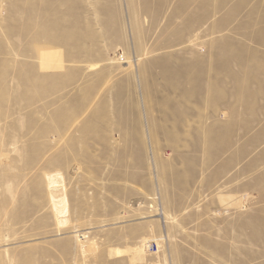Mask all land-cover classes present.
<instances>
[{"label": "rangeland", "instance_id": "obj_1", "mask_svg": "<svg viewBox=\"0 0 264 264\" xmlns=\"http://www.w3.org/2000/svg\"><path fill=\"white\" fill-rule=\"evenodd\" d=\"M0 264H264V0H0Z\"/></svg>", "mask_w": 264, "mask_h": 264}, {"label": "bare ground", "instance_id": "obj_2", "mask_svg": "<svg viewBox=\"0 0 264 264\" xmlns=\"http://www.w3.org/2000/svg\"><path fill=\"white\" fill-rule=\"evenodd\" d=\"M49 175V174H48ZM63 182V181H62ZM57 182L54 180L48 181V184H56ZM64 187V186H63ZM64 190V189H63ZM65 192V191H64ZM51 198V197H50ZM52 206H53V211L55 214V219H56V224L58 229L64 228V224L66 223L65 221V215L67 213V200L65 197H63L59 202L56 204L53 203V200L51 199ZM148 240H145L143 247L138 248L136 251L133 252L131 261H135L137 258H139L144 252H145V247L146 244L148 243ZM147 249V248H146ZM118 250V249H117ZM115 249V254H120L121 252ZM113 251V250H112ZM114 252V251H113ZM127 252V251H126ZM122 255V253H121Z\"/></svg>", "mask_w": 264, "mask_h": 264}, {"label": "built area", "instance_id": "obj_3", "mask_svg": "<svg viewBox=\"0 0 264 264\" xmlns=\"http://www.w3.org/2000/svg\"><path fill=\"white\" fill-rule=\"evenodd\" d=\"M154 248H155L154 246H151V248H150V249H151V250H153Z\"/></svg>", "mask_w": 264, "mask_h": 264}]
</instances>
